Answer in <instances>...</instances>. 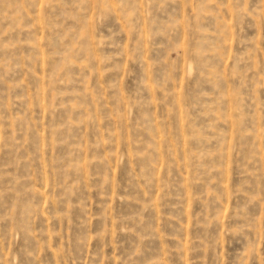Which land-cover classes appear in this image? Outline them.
<instances>
[{"label":"rangeland","instance_id":"obj_1","mask_svg":"<svg viewBox=\"0 0 264 264\" xmlns=\"http://www.w3.org/2000/svg\"><path fill=\"white\" fill-rule=\"evenodd\" d=\"M0 264H264V0H0Z\"/></svg>","mask_w":264,"mask_h":264}]
</instances>
